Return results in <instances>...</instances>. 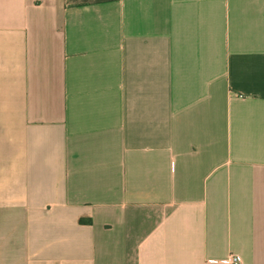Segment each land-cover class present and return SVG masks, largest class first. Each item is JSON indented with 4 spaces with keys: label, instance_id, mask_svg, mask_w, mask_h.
Instances as JSON below:
<instances>
[{
    "label": "crops",
    "instance_id": "1",
    "mask_svg": "<svg viewBox=\"0 0 264 264\" xmlns=\"http://www.w3.org/2000/svg\"><path fill=\"white\" fill-rule=\"evenodd\" d=\"M233 254L264 264V0H0V264Z\"/></svg>",
    "mask_w": 264,
    "mask_h": 264
},
{
    "label": "built area",
    "instance_id": "2",
    "mask_svg": "<svg viewBox=\"0 0 264 264\" xmlns=\"http://www.w3.org/2000/svg\"><path fill=\"white\" fill-rule=\"evenodd\" d=\"M222 264H242V260L237 255H230L228 258L224 260H220Z\"/></svg>",
    "mask_w": 264,
    "mask_h": 264
},
{
    "label": "trees",
    "instance_id": "3",
    "mask_svg": "<svg viewBox=\"0 0 264 264\" xmlns=\"http://www.w3.org/2000/svg\"><path fill=\"white\" fill-rule=\"evenodd\" d=\"M81 223H85V224H91V223H92V221H91V220H88V221L81 220Z\"/></svg>",
    "mask_w": 264,
    "mask_h": 264
}]
</instances>
